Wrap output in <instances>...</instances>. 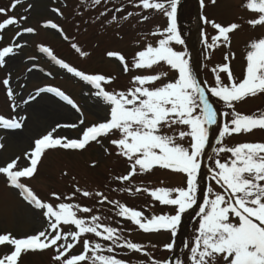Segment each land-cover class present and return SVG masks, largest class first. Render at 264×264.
<instances>
[{
    "label": "snow or ice",
    "instance_id": "snow-or-ice-1",
    "mask_svg": "<svg viewBox=\"0 0 264 264\" xmlns=\"http://www.w3.org/2000/svg\"><path fill=\"white\" fill-rule=\"evenodd\" d=\"M23 2L24 0H13L8 9L0 7V16L5 17L0 21V41L4 40L3 32L6 29L11 26L17 28L12 41L0 48V68L6 66V58H14L17 50L25 46L17 43L20 37L26 33L36 34L35 28L22 27L28 19L26 15L8 16L9 11H14ZM92 2L94 5L101 4V0ZM179 3L180 0H140L138 7L162 12L168 19V25L152 33L153 36L160 37L157 44L154 46L149 43L143 50L137 51L131 66L122 53L107 52L108 57L115 58L121 64L125 74L132 70H151L161 63L177 73L175 79L159 85L157 82L168 77L167 71L136 74L131 77V86L127 89L108 90L116 77L86 74L63 59H58L50 47L39 46L41 53L96 90L94 95L109 107V118L87 126L78 138L54 135L59 128H77L78 124H57L46 134L34 139L32 148L24 153L27 166H18L20 157L0 166V175L5 177L7 185L17 190L20 197L34 210L41 211L46 223L42 230L25 237L17 238L11 233L0 234V246L11 248L7 254L0 255V264H22V257L28 253L48 251L53 253V264H130V261L117 258L114 254H104L114 253L117 248L151 257V252L146 251L142 244L132 242L124 236L123 229L103 223L107 218L94 214L93 206L68 202L74 201L77 194L85 198H98L97 203L100 205H114L118 209L117 216L130 221L144 233L161 230L170 232L173 240L165 244L164 248L173 250L183 215L197 206V193L201 191L198 180L205 149L209 146L212 126L218 123V115L223 116L224 122L216 140L218 147L213 149L215 158L209 156L208 160L213 161L209 168L211 180L221 190L215 191L209 185V195L203 199V206H198L196 235L191 245L187 242L184 244L188 251L187 264H264V142H243L235 146L224 143L226 137L250 134L256 129L264 130V112L249 115L236 109V105L245 99L264 94V38L249 43L243 79L237 80L234 77L229 55H225L226 62L211 70L215 86L206 89L197 78L188 53L176 50L173 46L185 44L177 25ZM204 3L205 0H200L201 7H204ZM210 3L215 5L217 0H210ZM244 7L258 14V18L247 21L249 25H264V0H248ZM31 8L32 5L29 4L25 11ZM52 11L60 17L64 16L59 8ZM116 11L122 9L117 8ZM106 14L100 13L101 16ZM128 15L131 16L132 13ZM148 19L147 15L142 17L144 21ZM202 19L217 31L211 42L205 38L204 42L209 50L216 49L221 42L230 47L231 34L242 26L235 22L222 25L207 17ZM114 20L116 16L109 23ZM43 27L64 34V29L53 21H47ZM63 38L67 40L68 36L64 35ZM71 48L82 57L89 55L76 43ZM230 56L235 59V53ZM10 80L11 73L2 81L7 98L12 101L10 107L13 112L18 108L23 111L21 105L16 103ZM41 93H52L80 111L64 91L50 86L39 88L36 95L29 96L23 104L35 100ZM209 93L230 111L218 114L217 108L210 102ZM26 121V115L19 118L0 115V129L22 130ZM79 124H84V120L81 119ZM109 137H116L111 138L109 143L115 147V155L125 159L130 169L127 174L114 176L115 181L131 184L134 177L152 173L155 169L185 175L186 184L183 187H136L134 191L131 187L119 189L133 196L141 192L147 193L153 200L174 208V214L146 216L144 211L133 209L118 200H110L102 191L93 192L81 188L75 176L72 177L75 181L74 190L70 194L57 191L49 193L50 200L57 201L56 204L41 199L31 186L22 182V179L30 180L38 175L39 167L49 151H85L93 142L102 145L101 138ZM4 139L5 137L0 136V141ZM186 140L187 146L183 143ZM4 148L5 144L0 142V150ZM104 151L106 155H112L108 148ZM221 154H226L223 159ZM91 166L95 167V162ZM62 175L67 176L68 173L65 171ZM65 228L69 230L65 231ZM89 234L110 243L96 242L89 238ZM78 245L83 250L77 253L73 250ZM150 264L173 262L151 259ZM175 264L185 262L176 260Z\"/></svg>",
    "mask_w": 264,
    "mask_h": 264
},
{
    "label": "rangeland",
    "instance_id": "rangeland-1",
    "mask_svg": "<svg viewBox=\"0 0 264 264\" xmlns=\"http://www.w3.org/2000/svg\"><path fill=\"white\" fill-rule=\"evenodd\" d=\"M139 2L140 0H101L100 5H94L92 0H24L14 11L8 12V16L26 15L28 19L22 24V27L35 28L36 34L26 33L20 37L17 43L25 46L17 50L14 58H6V66L0 68V115L6 118L27 116L25 127L22 130L0 129V136L5 137L3 141H0L5 144V148L0 150V166H4L16 157L21 158L19 167L27 166L28 161L24 159V153L32 148L34 139L46 134L57 124H78L77 128H59L54 133L55 136L78 138L87 126L109 118V107L94 95L96 90L78 77L68 73L66 69L61 68L46 54L41 53L40 45L50 47L57 58L63 59L70 66L76 67L86 74H104L116 77L108 90L127 89L131 86V77L136 74H156L167 71L168 77L157 82V85L175 79L177 73L163 63L154 66L151 70H132L125 74L121 64L115 58L107 56L109 51L122 53L131 66L132 58L137 51L143 50L149 43L154 46L157 44L160 37L153 36L152 33L167 27L168 19L162 12L138 7ZM247 2L248 0H217V3L213 5L210 0H205L204 7H201L196 0H180L177 25L185 44L173 46L176 50L188 53L196 76L198 75L196 62H199L200 74L206 89L215 86L214 73L211 70L226 62L225 55H229L234 77L237 80L243 79L246 68L245 57L247 51L250 50L249 43L264 38V25L252 27L247 23L249 19L258 18L257 13L244 7ZM12 3L13 0H0V7L8 9ZM29 4L32 5V8L26 12L25 9ZM54 8H59L64 16L60 17L54 13L52 11ZM117 8L122 11H116ZM102 12L107 14L101 16ZM128 13H132V15L129 16ZM199 13L222 25L233 22L242 25L240 29L231 34L230 47L224 46L222 42L214 50H209L206 47L205 38L211 42V38L217 34V31L210 24H205L200 20ZM145 15L149 16L147 21L142 20ZM113 16H116V20L109 23ZM3 19L5 17L0 16V21ZM47 21H53L60 25L64 29V34L43 27ZM179 22L183 23L187 32L179 26ZM9 28L3 32L4 40L0 41V48L8 45L15 36L16 26ZM64 35L68 36L67 40H62ZM193 39H195V51L190 48ZM73 43H76L82 51L88 52L89 55L80 56L75 49L71 48ZM231 53H235V59H231ZM9 73H11L10 84L16 96V103L21 105L23 111L18 108L16 112H13L10 107L12 101L7 98L6 88L2 83ZM222 78L225 83L228 82L224 74H222ZM49 86L64 91L80 111L78 112L52 93H41L35 100L26 105L23 104V101L29 96L36 95L39 88ZM210 98L214 107L217 108L218 114L228 110L216 97H212L210 94ZM236 109L242 114L249 115L264 112V94L245 99L236 105ZM81 119L84 120L82 125L79 124ZM223 122V116L218 115V123L214 125L216 129L215 142L212 149L207 150V147L205 149L198 183L200 189L206 185V190L203 193L201 191L197 193V205L199 203V206H203V199L209 195L207 193L209 185L215 191L221 190L211 180L209 168L213 161L208 160V157L215 158L213 149L218 147L216 140L219 131L222 130ZM111 138L116 137L101 138L102 145L93 142L85 151H49L39 167L38 175L34 179H22V182L31 186L41 199L56 204L57 201L50 200L49 193L57 191L65 195L70 194L74 190L75 181L72 180V177L75 176L81 188L93 192L102 191L110 200H118L133 209L144 211L146 216L174 214V208L153 200L147 193L141 192L133 196L127 192L119 191V189L131 187L134 191L136 187H183L186 184L185 175L169 170L155 169L152 173L134 177L131 184L115 181L114 176L127 174L130 169L125 159L115 155L116 149L109 143ZM243 142H264V130L256 129L250 134L233 135L224 140V143L229 146ZM183 143L187 146V140ZM105 148H108L112 155H106ZM225 155L221 154V158L223 159ZM93 162H95V167L91 166ZM65 171L68 173L67 176L62 175ZM97 199L85 198L77 194L74 201L68 202L93 206L94 214L107 218L103 220V223L123 229V235L132 242L142 244L146 251L151 252V257L121 248H117L114 253L104 254H114L117 258L130 261V264H150L151 259L168 260L171 256L174 257L173 264L176 260H182L187 264L188 251L184 248V244L187 242L191 245L196 235L199 223L197 206L183 215V217H187L184 219V224L179 227L180 234L176 235L179 239V249L166 250L164 245L173 240L170 232L161 230L144 233L130 221L117 216L118 209L114 205L107 203L100 205L97 203ZM44 227H46V223L42 212L34 210L20 197L17 190L7 185L5 177L0 175V234L11 233L20 238L32 235ZM68 230L65 228V231ZM176 237L175 247L178 245ZM89 238L102 244L110 243L91 234H89ZM82 250V247L78 245L73 251L78 253ZM10 251L11 248L0 246V255ZM52 255L51 251L30 252L22 257V264H53Z\"/></svg>",
    "mask_w": 264,
    "mask_h": 264
},
{
    "label": "water",
    "instance_id": "water-1",
    "mask_svg": "<svg viewBox=\"0 0 264 264\" xmlns=\"http://www.w3.org/2000/svg\"><path fill=\"white\" fill-rule=\"evenodd\" d=\"M197 70H200L199 62H196ZM215 132L212 129V141L214 140Z\"/></svg>",
    "mask_w": 264,
    "mask_h": 264
},
{
    "label": "bare ground",
    "instance_id": "bare-ground-1",
    "mask_svg": "<svg viewBox=\"0 0 264 264\" xmlns=\"http://www.w3.org/2000/svg\"><path fill=\"white\" fill-rule=\"evenodd\" d=\"M199 10H200V8H199ZM192 45H193V47L196 48V45H195V39H193V41H192Z\"/></svg>",
    "mask_w": 264,
    "mask_h": 264
},
{
    "label": "trees",
    "instance_id": "trees-1",
    "mask_svg": "<svg viewBox=\"0 0 264 264\" xmlns=\"http://www.w3.org/2000/svg\"><path fill=\"white\" fill-rule=\"evenodd\" d=\"M177 234H180V233H179V231H178V233H177Z\"/></svg>",
    "mask_w": 264,
    "mask_h": 264
}]
</instances>
